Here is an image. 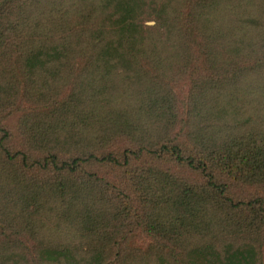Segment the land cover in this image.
I'll list each match as a JSON object with an SVG mask.
<instances>
[{
	"label": "trees",
	"instance_id": "16d2710c",
	"mask_svg": "<svg viewBox=\"0 0 264 264\" xmlns=\"http://www.w3.org/2000/svg\"><path fill=\"white\" fill-rule=\"evenodd\" d=\"M263 247L264 0H0V264Z\"/></svg>",
	"mask_w": 264,
	"mask_h": 264
},
{
	"label": "rangeland",
	"instance_id": "374dc122",
	"mask_svg": "<svg viewBox=\"0 0 264 264\" xmlns=\"http://www.w3.org/2000/svg\"><path fill=\"white\" fill-rule=\"evenodd\" d=\"M148 24H150V23H148ZM185 178H187V177H185ZM242 193L246 194V191L244 190V192H242ZM262 256H263V264H264V247H263V250H262Z\"/></svg>",
	"mask_w": 264,
	"mask_h": 264
}]
</instances>
